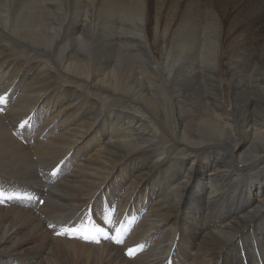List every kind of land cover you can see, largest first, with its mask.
<instances>
[{"label": "bare ground", "instance_id": "1", "mask_svg": "<svg viewBox=\"0 0 264 264\" xmlns=\"http://www.w3.org/2000/svg\"><path fill=\"white\" fill-rule=\"evenodd\" d=\"M0 97V264H264V0H0Z\"/></svg>", "mask_w": 264, "mask_h": 264}, {"label": "snow or ice", "instance_id": "2", "mask_svg": "<svg viewBox=\"0 0 264 264\" xmlns=\"http://www.w3.org/2000/svg\"><path fill=\"white\" fill-rule=\"evenodd\" d=\"M3 98L0 97V100ZM89 225L94 229V234H91L89 229L86 228L83 224L80 225L79 228H63L61 231L58 233V235H64V234H69L72 236L76 235H81L85 240H92V241H97V238L99 236H103L106 239H110L108 236V233L103 229L99 227H95L94 225L91 224V221H89ZM49 227H55L54 225H49ZM98 242V241H97ZM117 243H122V241L117 240ZM131 251L129 252V255H131Z\"/></svg>", "mask_w": 264, "mask_h": 264}, {"label": "rangeland", "instance_id": "3", "mask_svg": "<svg viewBox=\"0 0 264 264\" xmlns=\"http://www.w3.org/2000/svg\"><path fill=\"white\" fill-rule=\"evenodd\" d=\"M72 240H78V242H80V243H85V244L93 245L92 242H85L84 239H81V238H79V237H77V238H72V237H70V241H72ZM95 245H97V244H95ZM247 246H248V245H247ZM247 249H248V248H247ZM248 251H249V249H248ZM242 256H244V254H243ZM249 257L252 258L251 254L248 253V260L251 259V258H249ZM256 260H257V259H256ZM49 264H50V263H49Z\"/></svg>", "mask_w": 264, "mask_h": 264}]
</instances>
